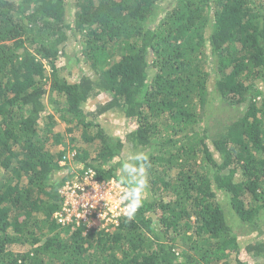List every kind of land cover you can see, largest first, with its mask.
Wrapping results in <instances>:
<instances>
[{
  "label": "trees",
  "instance_id": "16d2710c",
  "mask_svg": "<svg viewBox=\"0 0 264 264\" xmlns=\"http://www.w3.org/2000/svg\"><path fill=\"white\" fill-rule=\"evenodd\" d=\"M88 170L132 212L60 222ZM262 222L264 0H0V264H264Z\"/></svg>",
  "mask_w": 264,
  "mask_h": 264
},
{
  "label": "built area",
  "instance_id": "2783aa9c",
  "mask_svg": "<svg viewBox=\"0 0 264 264\" xmlns=\"http://www.w3.org/2000/svg\"><path fill=\"white\" fill-rule=\"evenodd\" d=\"M93 174L88 170L83 177L67 181L60 189L64 202L55 212L60 222L74 219L88 227L103 228L133 210L135 199L126 186L114 179L99 181Z\"/></svg>",
  "mask_w": 264,
  "mask_h": 264
},
{
  "label": "rangeland",
  "instance_id": "374dc122",
  "mask_svg": "<svg viewBox=\"0 0 264 264\" xmlns=\"http://www.w3.org/2000/svg\"><path fill=\"white\" fill-rule=\"evenodd\" d=\"M79 54H80V47L77 49V46H71V44H69V48H67L65 56L62 58L63 73L71 76L72 72L74 74L79 75V71H81L83 73L94 76V73L92 72V70H90V73H89L85 63L83 62V57L77 56ZM218 100H219L218 98L213 99V102L215 103V107H214V112L212 114L214 115V117L223 116L225 119H228L231 116L230 119H233L239 114V111L235 107H231V109H224V111L221 113V109L219 107L216 108V105L220 104ZM127 123H128V121L125 120L124 118H122V120H120V118H117L116 121L109 123V125H108V127L110 129L109 133L115 134L116 136L118 134L119 135L122 134V132L125 130L122 131L121 125H123V127H125L127 131H130L132 128H131V126H128ZM147 149L150 150L151 147L150 148L147 147ZM144 152H146V149L142 148V147L130 148L129 144H128V146L127 145L124 146V149L121 152L122 158L119 161V164H120L119 169H121V171H122L121 174H123L124 176H127L129 178L132 177L134 174V171L132 170V168L128 162L134 163V161L139 159V157L141 155H143ZM125 165H128L129 167L126 168ZM115 194H117V193H115ZM115 197H116V195L114 196V198ZM230 221H231V223H234V225H236V223L239 220L233 216L230 218ZM260 226H261V231L253 230L250 232L243 233V231L241 232L240 229L235 228L234 232H236L239 235V237L242 235L241 236L242 241H248V240H252V239L253 240L254 239H264V222H262ZM262 262L264 263V260H262Z\"/></svg>",
  "mask_w": 264,
  "mask_h": 264
},
{
  "label": "clouds",
  "instance_id": "9594fccd",
  "mask_svg": "<svg viewBox=\"0 0 264 264\" xmlns=\"http://www.w3.org/2000/svg\"><path fill=\"white\" fill-rule=\"evenodd\" d=\"M125 167L127 168V167H129V166H128V165H125ZM130 212H132V211H130ZM130 212H129V213H130ZM127 214H128V213H127ZM99 228H100V227H99Z\"/></svg>",
  "mask_w": 264,
  "mask_h": 264
}]
</instances>
